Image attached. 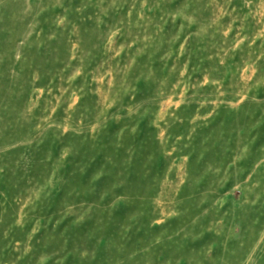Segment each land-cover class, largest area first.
<instances>
[{
  "label": "rangeland",
  "instance_id": "rangeland-1",
  "mask_svg": "<svg viewBox=\"0 0 264 264\" xmlns=\"http://www.w3.org/2000/svg\"><path fill=\"white\" fill-rule=\"evenodd\" d=\"M0 264H264V0H0Z\"/></svg>",
  "mask_w": 264,
  "mask_h": 264
}]
</instances>
